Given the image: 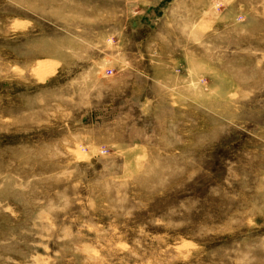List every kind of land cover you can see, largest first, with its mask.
<instances>
[{
    "label": "rangeland",
    "instance_id": "rangeland-1",
    "mask_svg": "<svg viewBox=\"0 0 264 264\" xmlns=\"http://www.w3.org/2000/svg\"><path fill=\"white\" fill-rule=\"evenodd\" d=\"M0 264H264V0H0Z\"/></svg>",
    "mask_w": 264,
    "mask_h": 264
}]
</instances>
